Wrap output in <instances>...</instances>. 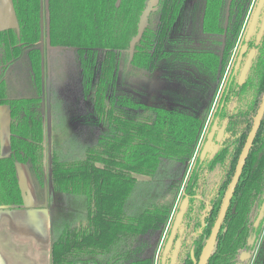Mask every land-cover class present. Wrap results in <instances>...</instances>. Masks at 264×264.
Returning a JSON list of instances; mask_svg holds the SVG:
<instances>
[{
    "label": "trees",
    "instance_id": "obj_1",
    "mask_svg": "<svg viewBox=\"0 0 264 264\" xmlns=\"http://www.w3.org/2000/svg\"><path fill=\"white\" fill-rule=\"evenodd\" d=\"M9 1L15 24L0 27V107L8 109L9 134L8 153H0V210L25 207L19 163L43 193L41 43L72 49L83 94L93 85L92 114L108 130L81 134L79 157L51 156L53 191L80 196L84 219L55 224L50 264H155L162 236L156 264H169L170 251L162 262V250L186 196L175 264H195L190 252L199 259L264 93V32L256 40L264 7L234 69L255 0ZM151 85L156 100L147 97ZM215 118L224 135L201 159L203 130ZM263 202L264 114L206 264H264V216L254 224Z\"/></svg>",
    "mask_w": 264,
    "mask_h": 264
},
{
    "label": "rangeland",
    "instance_id": "obj_2",
    "mask_svg": "<svg viewBox=\"0 0 264 264\" xmlns=\"http://www.w3.org/2000/svg\"><path fill=\"white\" fill-rule=\"evenodd\" d=\"M256 2L257 0H255ZM0 6L1 15L4 16L6 24L14 25L15 18L10 1L0 0ZM41 46L43 50H46L44 55L45 75H43L44 189L43 193L38 195L27 166L19 163V170L25 169L29 176L28 181L24 182L27 193H25L24 202L26 208L0 210V264H50V244L56 237L55 224L72 223L76 221L75 217H80L84 213V207L79 204L80 196H75V198L78 197L75 201L72 196L60 193L57 195L53 191L49 181L51 156L53 152H58L65 157H79L85 148L81 134L84 136L88 132L93 134L108 130V127L101 120L97 119V121L92 114L93 85L83 94L81 71L75 60L74 51L68 48L48 49L43 43ZM147 97L150 100L159 98L154 85L149 87ZM211 125L209 124V130ZM207 133L204 128L201 139ZM7 149L8 141L4 140L1 144V155H6ZM199 149L201 150V147ZM192 162L193 158L188 164V172ZM139 178L143 177L139 176ZM169 194L165 191L163 194L165 197L162 199L169 198ZM42 216L46 217V225L45 221L41 220ZM263 216L264 209L260 220ZM81 217L84 219V215ZM149 240V238L144 239L146 242ZM242 256L243 254L241 258Z\"/></svg>",
    "mask_w": 264,
    "mask_h": 264
},
{
    "label": "water",
    "instance_id": "obj_3",
    "mask_svg": "<svg viewBox=\"0 0 264 264\" xmlns=\"http://www.w3.org/2000/svg\"><path fill=\"white\" fill-rule=\"evenodd\" d=\"M263 7H264V0H257L256 5L254 7V10H253L251 17H250L248 27H247L246 32H245V42L239 48V52L237 55V59H236L234 69H237V67L240 64L242 55L247 50V42L250 39L251 35L255 32V28H256V25L259 21L260 13H261V10ZM263 32H264V13H263L262 18H261L260 28L256 34V40L257 41L260 40V37L262 36ZM254 54H255V49H253V48L249 49L246 60H245L243 66L241 68L240 73H239V80L238 81L240 84L245 79V76L249 70L251 61L254 57ZM263 114H264V93H263L259 108L257 109V112L254 116L252 127H251V129H250V131L246 137L245 143H244L243 148H242L240 155L238 157L233 176H232L231 181H230V183H229V185H228V187L224 193L218 215H217L215 222L212 226L210 235L205 241V244H204V247L201 251L199 259L198 260L195 259L193 250H191V252H190L191 258L195 264H206L211 253H212V251H213V249H214L216 238H217L218 232L221 228V223L223 221V218L225 217V214H226V211H227V208L229 205V201H230V199L234 193V190L236 188V185L239 181V178H240V175L242 172V168H243L245 160L248 156L249 150H250V148L254 142L256 133H257L258 128H259L260 123H261V119L263 117ZM224 129H225L224 123L220 127H217V118H215L213 120L211 127H210V130L208 131V133L206 135V140L201 147V150H200V158L201 159L204 158L207 153H210V157L214 154V152L218 148V142L222 139V137L224 135ZM213 139H215L217 143H215L212 146V140ZM211 146H212V148H211ZM210 150H211V152H210ZM187 205H188V197L186 196L181 200L179 207H178V211L175 213L173 221L171 223L170 233H169L167 241H166V243L163 247V250H162V262L164 261L166 254L171 249L170 263L169 264H175L176 263L177 253H178V250H179L180 245H181V238L178 237L174 241V237H175L177 232L180 235L183 233L182 218H183V215H184L185 210L187 208ZM263 209H264V202L262 203V205L259 209L258 215L255 219V222H254L255 225L258 224V221L260 220V218L263 214ZM253 238H254V236H251L248 239L249 244L253 242Z\"/></svg>",
    "mask_w": 264,
    "mask_h": 264
},
{
    "label": "crops",
    "instance_id": "obj_4",
    "mask_svg": "<svg viewBox=\"0 0 264 264\" xmlns=\"http://www.w3.org/2000/svg\"><path fill=\"white\" fill-rule=\"evenodd\" d=\"M0 10H1V6H0ZM0 23H1V25H0L1 27L8 26L6 24L4 16L1 15V11H0ZM8 135H9L8 134V109L5 106H1L0 107V140H1V144H3L4 140L8 141ZM17 167H18V172H19L20 185H21V188H22V190H23V192L25 194L26 193V190H25V186L26 185L24 184V182L28 181L29 176H28V174H27L25 169H22V171H20L18 165H17ZM29 192L31 193V190ZM24 205H25V203H24ZM25 208H26V205H25ZM41 220L45 221V225H46V217L42 216ZM162 240H163V236H162V238L160 240V243H159V246H158V249H157V253H156L157 256L155 257V264L158 261V254H159V251H160Z\"/></svg>",
    "mask_w": 264,
    "mask_h": 264
},
{
    "label": "flooded vegetation",
    "instance_id": "obj_5",
    "mask_svg": "<svg viewBox=\"0 0 264 264\" xmlns=\"http://www.w3.org/2000/svg\"><path fill=\"white\" fill-rule=\"evenodd\" d=\"M44 42V41H43ZM47 47V46H46ZM19 82H20V84L22 83L21 81H16L14 84L16 85V86H20V84H19ZM215 143L213 142L212 143V146L214 145ZM212 146H211V148H212ZM180 237V236H179ZM255 238V237H254ZM254 238H253V241H254ZM175 241V240H174ZM166 243V242H165ZM253 243V242H252ZM174 244V243H173ZM251 244V243H250ZM170 254H171V250H170ZM244 255H245V257H248L249 255H250V253H244ZM169 263H170V261H169Z\"/></svg>",
    "mask_w": 264,
    "mask_h": 264
}]
</instances>
